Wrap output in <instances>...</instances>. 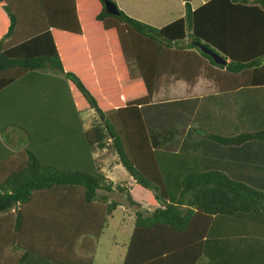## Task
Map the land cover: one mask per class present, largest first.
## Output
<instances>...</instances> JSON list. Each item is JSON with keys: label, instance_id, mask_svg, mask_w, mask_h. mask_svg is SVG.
<instances>
[{"label": "trees", "instance_id": "trees-1", "mask_svg": "<svg viewBox=\"0 0 264 264\" xmlns=\"http://www.w3.org/2000/svg\"><path fill=\"white\" fill-rule=\"evenodd\" d=\"M95 1L91 22L115 76L109 101L107 85L88 88L67 68L55 34H82L89 0H0V95L14 91L17 106L0 133L16 127L26 136L17 155L0 141V264H96L99 237L119 206L134 212L122 264H264V191L205 169L200 153L184 148L192 133L198 145L205 137L232 145L264 142V130L206 134L203 122L186 129L188 104L203 97L153 99L170 78L264 84V0H208L194 9L182 0L183 16L161 27L115 0L117 15ZM199 45L229 61L215 63ZM72 85L95 111L89 126ZM96 150L115 154L130 182L149 192L148 207L106 176ZM28 206L48 210L26 213Z\"/></svg>", "mask_w": 264, "mask_h": 264}, {"label": "crops", "instance_id": "crops-1", "mask_svg": "<svg viewBox=\"0 0 264 264\" xmlns=\"http://www.w3.org/2000/svg\"><path fill=\"white\" fill-rule=\"evenodd\" d=\"M180 5L183 7V1ZM191 1V0H190ZM208 0H198L197 4L191 6L193 9L199 7ZM174 2H165L162 12L155 18L151 17V23L154 27H161L184 14L183 11H178L175 15L171 11L170 15L165 16V12L172 9L171 4ZM191 4V3H190ZM180 5L178 4L179 8ZM128 15L142 19L134 15V11L127 10ZM0 28L4 23L1 16ZM88 24V23H87ZM95 25V24H93ZM93 27V26H92ZM89 29L90 24L83 30L82 34H72L62 31L55 32L57 40L62 48L63 57H67L66 66L69 69L77 70L78 74L83 78L87 84L89 80L90 86L97 87L106 86L105 100L109 101L111 97V89L109 85L115 84V76L113 74L111 64L107 62L108 53L103 43V34L99 33L98 27ZM78 42L83 45L82 48L77 47L73 49V44L70 41ZM8 39H5V42ZM79 44V45H80ZM85 55H81V52ZM89 51L95 53L94 57L98 60V64L94 69L86 71L80 67L81 58L89 56ZM75 54V55H74ZM78 56L77 65H73L74 59ZM227 62L229 59H226ZM81 70L79 71V69ZM242 84L241 80L232 77L220 78L216 80L213 78H206L204 76L198 77L193 83H187L183 80L167 79L159 82L158 87L160 91L156 90L159 100L172 99H195L203 97V103L190 102L186 113L183 114V121L186 123V129L198 126L199 122H203L200 126L205 130L206 134H235L240 132H257L264 130V84L251 83L246 87H239ZM101 91V90H100ZM161 92V93H160ZM10 94L0 95V126L3 128L6 123L5 117L9 116V111H14L15 106L11 100L5 104V98L12 97ZM155 93L153 99H155ZM17 107V106H16ZM83 106L81 105V108ZM84 109V108H83ZM92 110V109H91ZM12 116L13 113L11 112ZM20 130L15 127H7L0 133V141L8 147L13 153L17 155L23 145L18 144L17 138L21 135ZM2 135L4 137H2ZM197 136L195 133L189 135L187 142H185L186 149L198 151L201 155L203 166L205 169L215 168L224 172L229 178L246 182L251 187L257 189H264V142L257 140L242 141L238 144L223 145L214 142L205 137L201 145L196 144ZM7 141V142H6ZM13 143L16 145L14 146ZM101 153L94 152L95 158ZM108 167V164H106ZM108 178L107 171L101 168ZM28 213V211H26ZM82 251V250H81ZM84 253V251H82ZM75 259V258H74Z\"/></svg>", "mask_w": 264, "mask_h": 264}, {"label": "rangeland", "instance_id": "rangeland-1", "mask_svg": "<svg viewBox=\"0 0 264 264\" xmlns=\"http://www.w3.org/2000/svg\"><path fill=\"white\" fill-rule=\"evenodd\" d=\"M174 2L171 4L172 9H169V11L165 12V16L167 17L170 15L171 11H173L172 15H175L178 11L182 10L183 7L180 5L179 0H115V3L117 7L122 10L124 13H127V10L130 9L134 15L141 17L142 19H137L136 17H133L137 20H140L142 22H145L146 24L151 23V17L155 16V18L162 12V8L165 5V2ZM198 0H191V6L196 5ZM180 5V8L178 6ZM85 8L88 6L91 8L88 10H84L82 14V21L84 22V27L86 28L88 24H90V28L93 27H98L97 25H93V22H91V14L96 10L97 8V2L95 0H89V4L85 3ZM130 16V15H129ZM88 23V24H87ZM153 25V23H151ZM92 27V29H94ZM99 33L102 32L101 28H97ZM74 35V34H73ZM73 44V49L77 50V47L75 44L77 42L70 40ZM76 44L78 47L82 48L83 45ZM62 48L64 46L62 45ZM75 55V54H74ZM84 55V54H83ZM95 53L89 51V56H83L81 58V65L83 69H86V71L90 70L88 68L94 69L95 66L98 64V60L95 59L94 57ZM76 65L78 63V56L74 59ZM131 67L134 65L132 62H129ZM74 65V63H73ZM79 69V68H78ZM81 68L79 69V71ZM90 83H92V80H89ZM89 82L85 85L87 87H90ZM159 87L157 90L160 91ZM72 96L74 100H76V97L78 96L77 99L81 102L80 105H82V108H85L81 110L79 113L82 119L84 120V123L86 126H89L92 124L94 121L95 116V111L92 109L88 108L87 103L83 100V97L76 91L75 87L72 85ZM161 93V92H160ZM4 94V93H3ZM7 94V93H6ZM8 95V94H7ZM160 98V97H159ZM158 94L155 93V102L161 101L159 100ZM10 99L5 98V104ZM165 101V100H164ZM13 114L15 111H10ZM16 128V127H15ZM18 129V128H17ZM18 133H21L20 136L17 138V143L22 145L26 143V136L25 134L20 130ZM2 137H4L2 135ZM7 142V141H6ZM14 146H16L13 143ZM94 152H98L97 150ZM101 154L96 158L97 159V164L100 165L101 168H103L105 171H107V174L109 175L110 179L114 183H122L126 182L128 185L126 186H131L130 188V193L133 196V198L141 204L142 207H148V201L151 198L149 192L147 190L137 186L133 182H130V179L128 178L127 172L123 169L121 165H115L116 162V156L112 151H103L100 152ZM106 164H108V167H106ZM264 191V189H262ZM39 200V197H37ZM35 208V207H34ZM34 208H29V206L26 208V211L32 210H48L47 207L42 206V207H36ZM133 219H134V212L133 208H128L125 206H119L117 207L113 214L112 217H109L107 220V223L105 224V227L103 228V231L99 237L98 244L96 245L95 249V254L93 256V262L96 264H122L123 261V256L125 254V247L129 241V236L133 227ZM40 224H37V227Z\"/></svg>", "mask_w": 264, "mask_h": 264}, {"label": "water", "instance_id": "water-1", "mask_svg": "<svg viewBox=\"0 0 264 264\" xmlns=\"http://www.w3.org/2000/svg\"><path fill=\"white\" fill-rule=\"evenodd\" d=\"M104 4V11L109 13V14H113V15H117L118 14V10L117 7L114 3L108 1V0H104L103 1ZM200 49L205 52L206 54L210 55L211 58L214 60L215 63L217 64H221V65H226L227 60L224 59L220 54L212 51L210 48H205L202 45H199Z\"/></svg>", "mask_w": 264, "mask_h": 264}]
</instances>
